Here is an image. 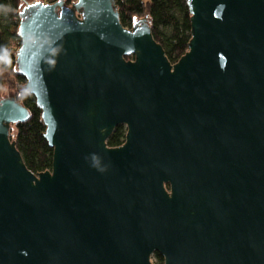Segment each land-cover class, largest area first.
Here are the masks:
<instances>
[{
	"label": "water",
	"instance_id": "obj_1",
	"mask_svg": "<svg viewBox=\"0 0 264 264\" xmlns=\"http://www.w3.org/2000/svg\"><path fill=\"white\" fill-rule=\"evenodd\" d=\"M188 3L171 62L115 0L25 1L16 62L53 164L29 169V110L0 98V264H264V0Z\"/></svg>",
	"mask_w": 264,
	"mask_h": 264
},
{
	"label": "trees",
	"instance_id": "obj_2",
	"mask_svg": "<svg viewBox=\"0 0 264 264\" xmlns=\"http://www.w3.org/2000/svg\"><path fill=\"white\" fill-rule=\"evenodd\" d=\"M25 1L27 0H0V98L14 95L28 108L30 113L28 119L12 124L10 137L21 151L29 169L38 173L52 168L53 148L44 137L46 125L41 107L36 97L25 91L27 79L19 73L16 62L17 49L21 44L19 12ZM74 1L66 0L68 4ZM115 2L124 26L132 27L137 19L147 17L155 39L163 45L171 62H176L189 49L192 26L188 0H115ZM16 79L22 83L17 88L14 84ZM10 87L16 91L4 93L5 89ZM126 132L124 124L117 126L109 137L108 144L110 146L123 144ZM154 255L156 264L164 263L160 253L155 252Z\"/></svg>",
	"mask_w": 264,
	"mask_h": 264
},
{
	"label": "rangeland",
	"instance_id": "obj_3",
	"mask_svg": "<svg viewBox=\"0 0 264 264\" xmlns=\"http://www.w3.org/2000/svg\"><path fill=\"white\" fill-rule=\"evenodd\" d=\"M27 1H34V0H27ZM45 1H47V0H45ZM16 45H17V43H16ZM14 84H15V88H17L20 85H22V83L20 81H18L17 79L15 80ZM15 88H13V87L7 88V89H5L4 93H6V94L11 93V92L14 93L16 91ZM152 260H153V262H155V260H156L154 254L152 255Z\"/></svg>",
	"mask_w": 264,
	"mask_h": 264
},
{
	"label": "clouds",
	"instance_id": "obj_4",
	"mask_svg": "<svg viewBox=\"0 0 264 264\" xmlns=\"http://www.w3.org/2000/svg\"><path fill=\"white\" fill-rule=\"evenodd\" d=\"M45 1V0H44Z\"/></svg>",
	"mask_w": 264,
	"mask_h": 264
}]
</instances>
